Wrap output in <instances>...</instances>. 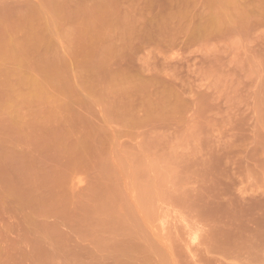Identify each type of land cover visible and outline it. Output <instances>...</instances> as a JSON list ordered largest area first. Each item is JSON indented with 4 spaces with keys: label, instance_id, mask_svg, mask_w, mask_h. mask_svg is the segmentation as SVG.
Listing matches in <instances>:
<instances>
[{
    "label": "rangeland",
    "instance_id": "obj_1",
    "mask_svg": "<svg viewBox=\"0 0 264 264\" xmlns=\"http://www.w3.org/2000/svg\"><path fill=\"white\" fill-rule=\"evenodd\" d=\"M0 264H264V0H0Z\"/></svg>",
    "mask_w": 264,
    "mask_h": 264
}]
</instances>
